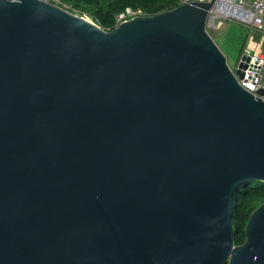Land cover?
Returning a JSON list of instances; mask_svg holds the SVG:
<instances>
[{"label":"water","instance_id":"95a60500","mask_svg":"<svg viewBox=\"0 0 264 264\" xmlns=\"http://www.w3.org/2000/svg\"><path fill=\"white\" fill-rule=\"evenodd\" d=\"M210 7L106 30L0 0V264H264V202L243 244L233 222L236 189L264 181V99Z\"/></svg>","mask_w":264,"mask_h":264},{"label":"built area","instance_id":"2783aa9c","mask_svg":"<svg viewBox=\"0 0 264 264\" xmlns=\"http://www.w3.org/2000/svg\"><path fill=\"white\" fill-rule=\"evenodd\" d=\"M45 1L59 3V0ZM191 1L211 3L207 17L209 32L210 29H221L228 21H235L246 26L250 33L263 36L260 42L248 37L249 43L245 46L237 66L238 68L244 62V67H241L243 76L236 74L234 69L233 72L244 88L264 99V0H177V6ZM145 15L148 14L141 8L128 7L116 16L115 27L126 20ZM243 55H247L248 60H243Z\"/></svg>","mask_w":264,"mask_h":264},{"label":"trees","instance_id":"16d2710c","mask_svg":"<svg viewBox=\"0 0 264 264\" xmlns=\"http://www.w3.org/2000/svg\"><path fill=\"white\" fill-rule=\"evenodd\" d=\"M58 5L96 20L102 28L112 30L116 16L128 7L141 8L153 15L177 7V0H59ZM235 242L246 241V226L252 212L264 202V181H246L234 193Z\"/></svg>","mask_w":264,"mask_h":264},{"label":"rangeland","instance_id":"374dc122","mask_svg":"<svg viewBox=\"0 0 264 264\" xmlns=\"http://www.w3.org/2000/svg\"><path fill=\"white\" fill-rule=\"evenodd\" d=\"M80 16L99 25L98 22L90 16L85 14ZM210 34L224 51L229 66L234 70H236L238 66L240 56L242 55L245 46L249 43L248 37L251 36L258 42H260L263 37L259 33H250L246 26L235 21H228L221 29H210ZM262 44L264 48V41H262Z\"/></svg>","mask_w":264,"mask_h":264}]
</instances>
